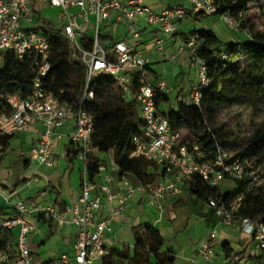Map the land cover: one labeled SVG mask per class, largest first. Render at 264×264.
Segmentation results:
<instances>
[{
	"label": "built area",
	"instance_id": "1",
	"mask_svg": "<svg viewBox=\"0 0 264 264\" xmlns=\"http://www.w3.org/2000/svg\"><path fill=\"white\" fill-rule=\"evenodd\" d=\"M188 6H166L153 9L146 0H0V66L6 52L14 53L18 58L26 55L36 57V76L31 92L27 97L10 94L3 97L0 106V134L15 136L18 133L34 131L35 141L28 149L31 161L44 166L53 163V151L56 141L62 138L59 131L68 121L73 122V131L69 136L76 151V158L83 165L82 181L78 201L60 209L51 203L35 200H16L10 202V194L3 191L0 177V198L11 208L10 214L0 220V227L13 231V240L4 249H0V264H34L31 255V223L34 215L47 216L53 227H62L66 223L75 229V242L71 257L61 255L66 264H93L108 254L104 243L105 235L110 232L111 221L121 214L125 201L133 197L137 187L122 180L123 189L114 192L111 189L112 177L103 175L101 181L90 180L86 170L87 155L91 150L93 116L83 103L93 99L91 81L98 75L113 79L123 98L132 101L137 108L140 133L132 137L134 150L131 156H141L158 168V179L148 186H140L147 192L146 204L162 212L161 201L181 194L182 184L192 176H198L210 186H218L225 179L255 180L264 172V165L252 157L240 153L231 154L228 149L217 146L215 156L206 159L204 152L197 146L189 147L182 142V131L173 130L163 109L156 105V98L168 97L173 88L160 80L152 84L144 75V68L150 65L149 58L134 47L127 37L103 43L99 39L101 21L114 18L123 22L127 32L137 36L136 22L142 20L146 26L155 30L154 47L165 60H175L180 53L187 55L190 66L197 72V80L182 92L181 101L199 106L202 91L209 85L206 64L198 53L196 38L180 39L175 43V52L164 51V43L177 32L178 25L190 15H211L217 9L216 0H187ZM58 10L57 25L72 50V57L82 61L86 68L84 92L77 108L63 103L43 87L41 77L49 70V42L46 35L35 29L33 11L41 12L45 8ZM221 18L233 25L227 15ZM235 22V20H234ZM88 33L87 44L80 42ZM239 195L229 204L209 197L207 205L221 222L228 226L235 220L234 212L240 205ZM108 203L106 214L98 221L95 212ZM239 229L252 237L262 253L251 264H264V223L258 219L240 218ZM216 237L212 230L200 246L199 253L210 261L213 249L211 240Z\"/></svg>",
	"mask_w": 264,
	"mask_h": 264
},
{
	"label": "trees",
	"instance_id": "2",
	"mask_svg": "<svg viewBox=\"0 0 264 264\" xmlns=\"http://www.w3.org/2000/svg\"><path fill=\"white\" fill-rule=\"evenodd\" d=\"M228 1L229 16L233 19L241 15V11L254 0H216L220 12ZM35 29L41 30L50 45L48 56L49 70L42 76L43 87L67 105L77 108L84 92L86 68L81 60L72 57L71 46L62 35L60 28L51 20L41 16V12L33 11ZM183 40L195 37L198 53L206 64L209 85L202 91L199 106L186 104L181 100L176 102V109H167L163 113L173 130H181L182 142L189 147L197 146L205 154L206 159L215 156L217 146L227 148V140L222 133L214 129L212 118L216 107L222 104H233L238 98L251 103L252 107L264 104V37L254 36L247 44L222 43L219 36L209 28H199L184 32H176ZM88 33L81 38L82 44L90 39ZM99 39L111 41L112 38L98 34ZM253 56L256 63L245 65V59ZM36 57L26 55L18 58L14 53H5L0 66V106L4 105L3 97L18 94L27 97L36 76ZM145 77L154 85L161 80L151 66L144 68ZM94 97L84 102L83 107L93 116V132L91 134V150L87 155L86 170L90 180L99 177L102 165L99 155L112 153L114 164L119 175H131L140 186H148L158 179V168L152 162L141 156H131L134 147L132 137L140 133V123L137 108L132 101L123 98L113 79L106 75L96 76L90 83ZM168 103L165 95L156 98V105ZM14 137L0 134V164L11 151L10 141ZM242 155L252 157L257 163L264 165V122L254 124L252 133L245 142ZM18 154V152H17ZM67 155L76 156V151L67 144ZM23 169L28 167V159L18 154ZM13 185L17 186L19 176H14ZM251 180H235L234 186L223 191L221 187L210 186L198 176H192L182 184V194L174 205L189 206L191 204H206L209 197L229 204L239 195L242 200L233 214V219L253 216L254 204L263 206L258 219L264 223V189L247 188ZM56 201L59 202L57 199ZM60 207H63L59 203ZM209 207V206H208ZM210 208V207H209ZM0 205V220L5 219L10 211ZM212 213L213 209L210 208ZM133 246H123L121 249L110 248L108 254L102 257L101 264H173L175 251L169 247L164 249L165 239L159 229L149 222L134 225L131 228ZM13 231L0 227V249L11 243ZM226 243L223 247L226 248ZM228 254V252H227ZM261 256V255H260ZM52 261L44 264H52Z\"/></svg>",
	"mask_w": 264,
	"mask_h": 264
},
{
	"label": "crops",
	"instance_id": "3",
	"mask_svg": "<svg viewBox=\"0 0 264 264\" xmlns=\"http://www.w3.org/2000/svg\"><path fill=\"white\" fill-rule=\"evenodd\" d=\"M158 1L160 2L161 0H146V3L151 7H155V10L170 6L159 5ZM109 20L114 22V26L118 31L123 26L126 28L123 22H115L114 18H110ZM135 25L137 31L136 37L133 36L132 32H127V29L124 35H102L112 38L111 41L127 37L134 43L136 50L149 58V66L154 69L153 59L155 57L150 53L156 51L154 47L155 30L146 26L142 20L136 22ZM117 30H114V32ZM177 32H179L178 29ZM180 39L182 38L177 35L167 40L164 43V51L168 52L167 50H172L169 54L174 53L175 43ZM111 41L102 40L103 43ZM183 54H178L176 59ZM161 80H163L162 77ZM184 90L186 88H183L182 92ZM73 127V122L68 121L59 129L62 133V138L55 143L51 166L38 164L31 161L28 157V149L37 137L34 131L22 132L14 136L18 137L21 134V138L18 137L15 140V150L20 156L28 159L29 163L27 171L25 170L27 173L24 172L25 174L23 175L11 171L9 167H4L6 168L4 174L0 172L2 179L1 187L4 192L10 194L11 203L19 199L25 201L35 200L36 202L51 203L63 209L65 206L78 201L84 165L76 156L69 157L67 155V144H70L74 149L69 139ZM99 159L102 165L99 177L95 179L96 181H101L103 175L108 174L112 177L110 186L114 192L123 189L122 180H126L132 186L138 188L133 197L123 203L121 214L111 221V230L106 233L104 240L107 248L121 249L125 245L132 247L134 241L131 228L134 225L149 222L157 227L163 235L165 239L163 248L171 247L175 251L176 258L173 264H251L260 257L262 253L261 249L252 237L241 232L237 220L231 225L226 226L210 210L206 216L199 214L200 217L190 221L189 215L182 213V210L186 207L174 205L176 199L183 191L174 198L163 199L161 201L163 209L162 212H159L156 207L146 204L147 192L139 188L140 184L135 178L128 174L119 175V170L113 162L111 152L101 153ZM0 167H3V164H0ZM22 170H24L23 164ZM10 172L11 175L9 174ZM15 175L19 176V181L24 180L17 186L13 185ZM57 199L59 202L56 201ZM102 201L103 205L94 214L95 221L100 220L107 212L108 203L104 199ZM59 203L63 207H60ZM0 205L10 208L2 200H0ZM203 211L204 208L201 207L200 212ZM30 223L32 228L30 237L33 263L44 264L45 262L52 261V264H66L60 259V256H72V248L76 238L75 227L70 223H66L62 227H53L50 219L44 215L32 216ZM212 230L216 231V237L211 240L213 254L211 260L208 261L200 255L199 246ZM224 243L227 244L226 248L223 247ZM93 264H101V260L95 261Z\"/></svg>",
	"mask_w": 264,
	"mask_h": 264
},
{
	"label": "rangeland",
	"instance_id": "4",
	"mask_svg": "<svg viewBox=\"0 0 264 264\" xmlns=\"http://www.w3.org/2000/svg\"><path fill=\"white\" fill-rule=\"evenodd\" d=\"M159 5H182L188 6L187 0H161ZM230 3L224 1V7H221L220 12H215L211 15H190L182 20L178 25L179 32L187 33L190 30L197 28H209L213 30L220 38L222 43H236L247 44L252 42V38L256 35L259 38L264 37V0H254L250 2L242 11L241 15L231 18L228 13V7ZM154 9L155 7L152 6ZM227 15V18L231 19L233 25H230L228 21H224L221 15ZM58 10L55 8H45L41 10V16L54 22L56 25H60L61 21L57 18ZM235 20V22H234ZM110 23V24H109ZM109 24L107 26H104ZM122 27V25H121ZM114 26V22L111 20L101 21L99 27V33L108 34L111 36L124 35L126 28L123 26L121 30H117ZM177 35H174L176 37ZM166 53H171L172 50H167ZM154 55V69L161 75L163 81H165L173 89L168 92V103L160 105L161 109H176V102L181 99L182 89L189 88L197 80V72L190 66V62L186 54L178 56L177 59L165 60L157 51L151 52ZM256 63L253 56H248L245 59V65H251ZM152 65V64H151ZM264 122V104L259 103L255 107H252L251 103L238 98L233 104H222L215 108L212 125L217 132L223 134L227 140V148L231 154L239 153L245 150V142L252 133V127L254 124ZM25 136V135H24ZM21 138V134L18 136ZM18 137L12 138L10 143L11 151L4 158L3 167H0V172L5 173L4 167H9L11 171L23 175L27 173L22 170V161L17 159V152L15 148V140ZM1 154V153H0ZM25 172V173H24ZM11 175V172L9 173ZM234 182L231 178L220 182L219 186L223 191H227L232 188ZM249 189L258 190L264 189V172L261 173L255 180H252L247 186ZM1 200V198H0ZM242 200V196L240 201ZM186 206L182 213L189 215V220H194L202 214L206 216L210 212V208L206 204ZM204 208L203 212H200V208ZM11 208H7L10 211ZM255 211L252 213L255 218H258L262 213L263 206L259 203L254 204ZM197 213V215H196Z\"/></svg>",
	"mask_w": 264,
	"mask_h": 264
}]
</instances>
